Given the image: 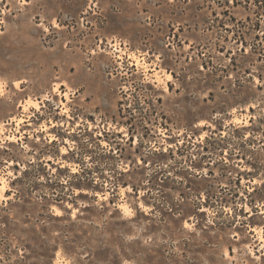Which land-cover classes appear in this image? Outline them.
I'll use <instances>...</instances> for the list:
<instances>
[{
    "label": "rangeland",
    "instance_id": "obj_1",
    "mask_svg": "<svg viewBox=\"0 0 264 264\" xmlns=\"http://www.w3.org/2000/svg\"><path fill=\"white\" fill-rule=\"evenodd\" d=\"M0 176V264H264V0H0Z\"/></svg>",
    "mask_w": 264,
    "mask_h": 264
},
{
    "label": "bare ground",
    "instance_id": "obj_2",
    "mask_svg": "<svg viewBox=\"0 0 264 264\" xmlns=\"http://www.w3.org/2000/svg\"><path fill=\"white\" fill-rule=\"evenodd\" d=\"M29 102L34 107L39 106L38 101L30 100ZM25 108H26V106H25ZM7 188H8L7 180L5 179V177L0 176V197H4V192L7 190ZM55 262H56L55 264H66V262H64L63 259L58 254H57V258H56Z\"/></svg>",
    "mask_w": 264,
    "mask_h": 264
},
{
    "label": "snow or ice",
    "instance_id": "obj_3",
    "mask_svg": "<svg viewBox=\"0 0 264 264\" xmlns=\"http://www.w3.org/2000/svg\"><path fill=\"white\" fill-rule=\"evenodd\" d=\"M170 78H171V77H169V79H170ZM128 214H129V215H131V213H130V212H129Z\"/></svg>",
    "mask_w": 264,
    "mask_h": 264
}]
</instances>
